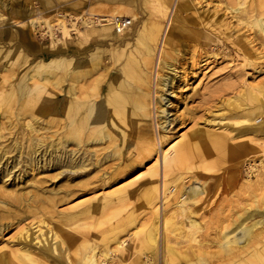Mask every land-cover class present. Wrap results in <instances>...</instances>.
Returning <instances> with one entry per match:
<instances>
[{
	"label": "rangeland",
	"instance_id": "1",
	"mask_svg": "<svg viewBox=\"0 0 264 264\" xmlns=\"http://www.w3.org/2000/svg\"><path fill=\"white\" fill-rule=\"evenodd\" d=\"M220 1L214 0L216 4H219ZM72 2L73 0H0V12H3L5 16H10L13 13L16 20L21 21L17 24L0 23V99H3L2 97H5L8 91L12 90L19 82L28 85H32L34 81L43 82L41 75L31 78V75L37 73L35 69L40 62H47L59 56L67 58L71 56L67 51V46L63 43L65 34L55 32L50 35L48 25L43 18H49L51 23L55 24L62 19L66 21L65 17L68 18L67 16H80L83 13L90 12L88 15L93 13L112 14V8L116 7L123 10L124 16L132 20L130 39L134 41L141 21L150 11V5L146 6L145 0H136L135 5L139 12V18L135 20L131 10L128 9L130 7L128 0H98L94 1L92 5L76 8L77 10L69 9ZM221 3L215 19L227 17V26L224 28L226 30L223 29L226 32L225 37L221 34L220 29L218 31L206 30L203 39L198 42L197 37L192 34L198 29L195 28L194 21L183 19L182 23L185 24L186 29L178 38L177 47L175 46L182 50L179 58L181 62L186 63V65L183 64V67H187V73L182 81L179 80L178 74L180 73H178L175 92L169 96L170 91H166L164 96L167 99L176 96L180 99L176 101L178 113L182 112L181 117L185 122L178 130L174 129L169 132L171 134L168 133L166 139L163 138L165 139L163 147L168 150L172 144L179 142L181 133L187 136L182 139V142L187 141L193 132L203 131L205 133H200L202 141L195 148L190 149L189 160L186 164L180 166L182 168L176 170L170 178V189L177 188L170 194L173 198L170 202L173 204L170 202H165L164 205L161 202V204L158 201L159 193L154 191L156 186L160 188L161 185V179L155 178L153 175L154 164L157 163L156 154H145L142 157L137 155L138 153L135 151L139 145L131 131L127 127L119 125V129L124 128L127 131L126 141L123 142L118 138L112 143V146L108 143L87 146L90 156L94 149L99 150L98 158L103 159H101L103 165L91 166L90 170L84 171L86 175L84 172L83 174L79 173L80 176L79 174L70 176L66 173L57 175L60 170L51 169V167L39 174L36 173V170L28 173V168L30 169L28 163L22 165L24 168H21L20 164L19 168L13 170L11 178L7 181L11 189L21 192L20 188L21 190L25 188L24 193L27 192L26 190L36 193V189H38V193L45 202L53 199L50 201L51 204L46 203L50 209L46 212L49 217L40 216L42 219L46 218L45 220L50 221L48 225L45 222L41 224L48 239L44 244H41L37 238H34L38 233L36 230L39 216L30 217L28 210L21 211L15 216H8L9 219H7L8 217L1 218L0 264H34L30 261L20 262L15 258L13 249L23 245L30 249L33 257L38 261L37 264H77L75 262L76 246L80 245L81 251L85 252V246L91 241H96L98 249L106 245L114 248L117 245L116 240H123L125 247L117 251L112 260L109 259V262L99 260V264H165L164 261L171 258L176 261L174 264H220L225 262V257L223 255L221 257L220 248L223 232L235 230L251 211L255 212L254 217L256 218L247 220L246 224L250 225L255 220L264 219V151H254L253 147L264 148V134L261 131H248V134L242 136L241 130L248 127V123H238L246 120L244 115L248 114L245 112L247 109L251 111L250 118L262 116L252 125L264 126V101L255 103L252 102L255 100L250 98V93L253 92L256 94L260 92L258 95L260 100L261 97L264 98V85H262L264 84V31L262 32L255 25L252 26L257 17L264 16V0H223ZM152 4L154 12L157 15L161 14L160 8L163 5L161 6L158 0H152ZM183 4H185L183 6L184 17L188 15L186 13L195 16L194 11L204 13L206 17L214 13L213 7L205 0H183ZM227 4L231 8L225 9ZM239 4L243 6L239 8ZM169 6H171V1ZM157 8L159 10H156ZM187 8L191 9L187 11ZM233 8H239L238 13ZM197 12L196 15H198ZM31 13H34V16L31 17ZM37 17L40 20L35 24L27 23L29 18ZM66 25L67 28L70 27L68 22ZM91 25L92 27H87L81 24V26L78 25L80 27L78 33L72 35L70 32L71 41L76 50L75 58L78 60L85 56L81 59H84L86 63L94 55H98L102 57L103 63L111 61V40L104 37L106 34L104 29L108 26ZM110 27L114 30L112 26ZM16 30L20 34H17ZM123 43L124 41L121 42L122 46ZM137 48L134 49L136 53L140 52ZM193 60L200 64L196 65L194 71L190 69ZM179 70L164 72L174 76L175 71ZM151 71L152 77L156 76V67L154 68L155 72ZM161 73L163 72L161 71ZM68 83L67 79H63L58 84L54 77H50V80L46 82V92L41 95L36 105L37 109L41 108L42 110L36 112L37 116L42 118V125L46 124V126L43 125L45 129L41 130H44L42 133L53 135L52 137L55 139L65 134L67 128L65 105L69 98ZM161 92L159 91L157 95L159 96ZM27 99L26 95L17 96L14 105L7 108L5 113L0 106V120L4 118L0 123H18L17 129L20 130L22 109L26 107ZM167 99L163 103H166ZM167 105L168 103L164 106ZM18 113H21V116ZM5 115L8 117L7 119ZM46 121L48 122L46 123ZM50 126H53V131ZM149 129L153 133L151 123ZM206 132L219 136L225 144L223 146L216 145L209 137H206ZM240 136L241 138H238ZM120 143H123L124 148L122 155L118 158L106 157L114 149V145ZM11 154L13 155V153ZM11 154L9 156H12ZM40 157L41 155L38 156L41 164L45 162V159L41 162ZM204 167H209V169ZM22 172L25 174L22 175ZM33 173L36 174L35 179L37 178L39 182L35 180L36 183L30 185L26 181H30L28 179L34 175ZM19 174L24 177L22 183L11 185L15 182L14 177ZM177 178L179 179L178 183L176 182ZM196 182H199L198 184H201L206 192L199 196L197 203L190 201L193 213L188 216L196 220L200 227L196 229L195 241L192 235L188 236L189 227L186 226L189 225V219L179 212H174L176 208L174 202H178L177 196H180L186 187ZM18 185L20 186L17 187ZM51 190L56 193H51ZM163 210L166 215H171L172 220L174 218L173 221H176L177 226H169L168 231L163 233L160 221L157 222L159 225L157 242L144 246L141 242L142 230L151 228ZM8 222V227H6L5 224ZM261 226L264 228V224ZM25 227L30 234V239L26 240L23 235ZM50 227L58 231L65 230L74 240L75 243L69 245V247L71 246L70 254H68L67 246L63 251L59 249L56 252L53 251L55 240H51L52 232L48 231ZM166 240L169 242L167 243L169 248L165 245ZM262 240L264 242V239ZM199 245L202 246L199 247ZM262 248H264V243ZM149 253L154 255L151 257ZM148 258L151 260L148 261Z\"/></svg>",
	"mask_w": 264,
	"mask_h": 264
},
{
	"label": "bare ground",
	"instance_id": "2",
	"mask_svg": "<svg viewBox=\"0 0 264 264\" xmlns=\"http://www.w3.org/2000/svg\"><path fill=\"white\" fill-rule=\"evenodd\" d=\"M94 1L98 0H73L72 4H70L69 6V9L77 10L88 4L92 5ZM145 1L146 6L148 5L149 7L150 5V11L147 13L146 18H143V20L141 21V25L137 31V34H135L136 37L134 38V41L130 39V27V29L127 28L123 32L118 33L117 31L112 30V28L107 25L108 23H100V25L104 27L108 26L106 27V29H104L106 30V34L104 35V37L111 40V61H104V63L102 57L98 55H94L90 61H87L88 63H85V60L81 59L85 58V56L78 58L77 60L75 58L76 50L74 49L73 42L71 41L70 30L66 26V21L60 19L61 21L57 23L59 24V28L65 34V40H63V43L65 46H67V51L71 56L69 58L59 56L47 62H40L35 69L37 73L31 75V78H34L37 75H41L42 79L44 80L43 82L34 81L32 85L19 82L12 90L8 91L5 97H2L3 99H0V106L4 110L3 113H5V111H7V108H11L14 105V101L17 96H28L26 107L22 109L23 116L20 118V120H22L21 126L19 125L21 127L20 130H18L19 128L17 129L18 123H0V220L1 218L5 219V217L8 216H15L19 212L24 210H28L30 212V217L39 216V221L37 224L38 228L36 230V232L38 233H36L37 235L34 238H37L38 242L41 244H44L48 239V237L45 236L41 224L45 222L48 225L50 224V221L45 220L46 218L42 219L40 216L43 215L49 217V215L46 213L50 210L47 204H51L52 202L50 201H52L53 199H49L47 202H45V200L42 199L40 194L38 193V189H36V193H33L30 190H26L27 192L24 193L23 191H25V188L22 190L20 188V191L23 192L21 193L19 192V190L17 191L16 189H11L9 187L10 185L9 183H7V181L9 180V178H11L13 170L15 168H19L18 166L20 164L21 168H24L22 167V165L28 163L31 169L30 171V169L28 168V173H32V171L36 170V173L39 174L49 170V168L51 167V169L60 170L57 175L63 173H66V175L70 176L78 175L79 173L83 174L84 171L88 170L93 165L94 167L103 165L101 161L102 158H98L99 150L94 149L92 155L90 156V152L87 150V146L89 144L96 143H108L110 146H112V143H114L118 138H120L123 142L126 141L127 131H125L124 128L119 129V125H122L127 127L131 131L133 138L138 143L139 146L136 144L138 146V149L136 148L137 150L135 151L138 153L137 155L142 157L145 154H156L157 163L154 164L153 175L155 178L159 177L161 179V185L160 188L156 186L154 191L159 193L160 198L158 201H160V203L162 202L164 205L165 202L169 203L173 199L172 196H170L171 191H175L177 189L175 187H172V189H170V178L176 170L182 168L180 166H183L189 160L190 149L192 147L195 148L202 141L200 133H205L203 131L200 133L193 132L185 142H182V139L186 136V134L181 133V139L179 140V142L177 141L172 144L168 150L164 149L163 144L165 139L168 137V133L173 131L174 129L178 130L185 122V120H183V118L181 117L182 112L178 113L179 109L177 108L176 101L180 99L176 96L177 94L175 95L176 97L172 99H167L164 95H166V91H170L169 96L173 94L176 90V80L178 81L179 78V80L182 81L185 73H187V67H183V64L186 65V63L181 62L179 58V54H181L182 50L179 49V47L176 48V42H178L179 40L178 38L181 37L182 33H184L186 29L185 24L182 23L183 19L187 21L188 19L194 21L195 28L198 29H196L195 33L192 34L197 37L198 42L203 39L205 35L204 31L206 30L218 31L220 29L222 31L221 34L225 37L226 32L223 31V29L227 26V17H222V19H215L220 6L219 4L221 3V1L223 2V0H219V4H216L214 0H205L211 7H213L212 10H214V13H212L208 17L204 16V13L201 14L197 11H194L195 16H191L190 13H186L188 15L184 17L183 6H185V4H183V0H158L161 3V6H163H160L161 8L158 7L160 8L161 14L159 13L157 15L151 7L152 0ZM170 1L171 6H169ZM135 2L136 0H128V5H130L128 9L131 10L132 16L135 20H137L139 18V12L136 10L137 6L135 5ZM199 3H201V1H199ZM242 6L240 5L239 8H241ZM225 7V9L231 8V6H228V4ZM158 8L156 10H159ZM239 8H233V10L237 12ZM190 9L191 8H187V11ZM196 12L198 13V15H196ZM98 14L99 13H93L90 15L95 16ZM124 14L125 13L123 10L114 7L112 8V14H108V16L111 17L108 20L114 19L116 17H122L124 16ZM90 15H88V17H86L84 20V23L87 24V27H92V25L89 26V23L87 21V19L91 17ZM30 16H34V13H31ZM80 16H82L81 18H84L86 15L83 13ZM263 17H257L254 21V24L252 23V26H257L262 32L264 31ZM43 19L50 28L53 27V24L51 23L49 18ZM38 20H40V18L38 17L31 19L29 18V21H27V23L30 22L31 24H35ZM1 22H6L7 24H17L21 21H17L13 13L10 16H5L3 15V12H0V23ZM73 26V30L79 32L80 29L78 30V28L75 27V23H73ZM16 33L20 34L18 30H16ZM119 41H124L123 46L121 42L118 43ZM135 48H137V50H140V52L136 53V51L134 50ZM192 62L193 64L190 69L194 71L196 65L200 64H198L196 60H193ZM155 67L156 72L154 71ZM113 68H115V70H113ZM178 69L180 70L177 72L175 71L174 76L171 73L170 75L168 72H164L166 70L174 71ZM151 70L155 72L156 76H153L154 78L152 77ZM161 71L163 73H161ZM177 74L179 75L178 78L176 77ZM50 77H54L55 81L58 82V84L63 79H67L69 82V98L65 105L67 128L65 134L57 139L53 138L52 134V136H50L49 134L44 135L42 133L44 130H41L45 129L43 125L46 126V124L42 125V118L37 116L36 114L37 111H42L41 108L37 109L36 105L41 95L46 92V82L50 80ZM256 87H258V85H256ZM159 91L164 92H161V94L158 96L157 94ZM259 93H250V98L252 100H255L252 102L257 103L259 101L260 103H262L264 101V98L261 97V100L260 98H258ZM165 99H167V106H164L166 105L165 102L163 103ZM245 112L248 113L247 115H244V118L246 120L239 121L238 123H248V127L243 128L241 130L242 133L240 134L242 136H245L248 131H261V133L264 134V126L252 125L253 122L259 121L262 116L250 118L249 114L251 113V111L246 109ZM20 114L21 113H18V115ZM5 118L7 119L8 117H6L5 115ZM233 118L235 119V117ZM231 121H233V119ZM47 122L48 121H46V123ZM150 123L153 125V133L149 129ZM52 127L50 128L51 131H53ZM59 134L61 135V133ZM205 135L218 146H223L225 144L219 136H216L211 132H206ZM10 137L12 138L9 140ZM164 137L165 139H163ZM238 138H241V136ZM122 145L123 143L114 145V149H112L106 157H120L124 150ZM253 147L254 151H264L263 147L261 149H259L257 146ZM11 153H13V155ZM9 154H11L12 156H9ZM39 155H41V162H43V159H45V162L41 164L39 163ZM105 161L106 158L104 162ZM124 167L126 168L125 165ZM204 168L209 169V167ZM24 174L22 172V175ZM33 174L34 175H32L30 179H28L30 181L25 180L26 182H29L30 185H33L37 181V178L35 179L36 174ZM84 174L86 175V172H84ZM14 178L15 182L11 184L13 186L19 184L20 182L22 183V180L24 179V177L20 176V174L15 176ZM178 181L179 179L177 178L176 182L178 183ZM198 183L196 182L186 187V189L182 191L181 195L177 196L178 202H174V206L176 207L174 212H179L189 219V225L186 226L189 227L188 236L192 235L195 241L196 237L194 235L197 232L196 229H199L200 227L196 220L191 219V216H188L189 214L193 213L190 201L197 203L200 198L199 196L206 192L204 187ZM19 186L20 185H18L17 187ZM39 192L41 193V189ZM50 192L54 194L56 193L54 190H51ZM25 194L30 195L27 196ZM247 211L248 209L246 210V212ZM254 216L255 212H248L242 222L237 225L235 230L223 232L224 234L222 236V241L220 242V248L222 251L221 257L222 255L225 257V262H221V260H219L221 262L220 264H264V248H262V245L264 243L262 240L264 239V228H262L261 226L262 224H264V219L255 220L250 225L245 223L247 220H253L254 218H256ZM7 219H9V217ZM173 220L171 215L168 216L166 215L164 210L161 211L154 225L149 229L142 230V244L145 246L147 244L157 242L159 226L157 222L160 221L163 229L162 232L166 233L169 226H177L176 221L174 222ZM8 224L9 222L5 224V226L8 227ZM84 226L86 225L84 224ZM1 228L2 227L0 225V230ZM23 230H25V233H23L25 240L30 239V234L28 233L29 230L26 227ZM48 231L52 232L51 240H55V247L53 248V251L56 252V250L58 249L60 251H63L64 247L67 246V249L69 250L68 254H70L71 246L69 247V245H73L75 242L71 237H69L67 232L65 230L58 231L53 227H50ZM167 235L169 236V234ZM115 242L117 245L114 248L103 245L105 247L98 249L97 242L91 241V243H88L87 246H85V252L81 251L79 247L80 245L76 246L75 262H77V264H99V260L101 262H109V259L112 260L117 251L125 247L123 240H116ZM98 243L100 244V242ZM167 243H169L168 240L165 241V245L167 248H169ZM200 246L202 245H199V247ZM13 254L15 258H17L20 262L30 261L34 264H37L38 262L33 257L30 249L24 245L17 249H13ZM153 255L154 254H150L151 257ZM68 257H70V255H68ZM150 260L151 259L148 258V261ZM164 262L165 264H174L176 261L171 258L170 260H165Z\"/></svg>",
	"mask_w": 264,
	"mask_h": 264
},
{
	"label": "built area",
	"instance_id": "3",
	"mask_svg": "<svg viewBox=\"0 0 264 264\" xmlns=\"http://www.w3.org/2000/svg\"><path fill=\"white\" fill-rule=\"evenodd\" d=\"M88 14H85L86 16L84 18H81L82 16H72V17L70 16L68 18L65 17V19H67L66 22H68V24L70 26V27H68V29L70 30L72 35L74 33H78L77 31L73 30V28H74L73 23H75V27H77L78 30L80 29V27H78V25L81 26V24H83V25L87 26V24L84 23V20L86 17H88ZM109 18H111V17L108 15L98 14V15L89 17L87 19V21H88V23H90V25L91 24L100 25V23H103V24L108 23L107 25L112 26L114 28V30L117 31L118 33L123 32L124 30L129 28L132 24V20L127 16L116 17L114 19L108 20ZM97 20H98V22H97ZM48 29H49L48 32L50 33V35L55 33V32L56 33L61 32L62 34H64L63 31L59 28L58 23L53 24L52 28H50L48 26Z\"/></svg>",
	"mask_w": 264,
	"mask_h": 264
}]
</instances>
